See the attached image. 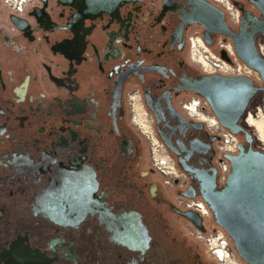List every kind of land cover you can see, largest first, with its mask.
<instances>
[{
    "label": "flooded vegetation",
    "instance_id": "obj_1",
    "mask_svg": "<svg viewBox=\"0 0 264 264\" xmlns=\"http://www.w3.org/2000/svg\"><path fill=\"white\" fill-rule=\"evenodd\" d=\"M207 1L236 32L264 19L252 0H231L237 22ZM195 11L192 0H36L16 12L0 0V264H221L186 204L202 198L196 174L217 181L221 138L186 106L207 114L192 85L213 74L193 33L213 50L232 39L212 33L209 45ZM146 117L182 178L155 165Z\"/></svg>",
    "mask_w": 264,
    "mask_h": 264
},
{
    "label": "water",
    "instance_id": "obj_2",
    "mask_svg": "<svg viewBox=\"0 0 264 264\" xmlns=\"http://www.w3.org/2000/svg\"><path fill=\"white\" fill-rule=\"evenodd\" d=\"M264 16V0H252ZM196 11L193 23L206 29L205 41L212 33L224 34L233 40L237 55L257 70L263 84L258 86L247 76H224L213 73L192 85L209 102L219 122L236 135H245L238 154H226L231 171L226 184L218 187L216 173L203 177L200 195L212 211L215 222L230 235L239 256L249 264H264V150L255 145V134L242 124L252 98L262 92L264 113V56L259 52L256 35H264V19L249 17V24L236 32L228 24L222 8L207 0H192ZM222 56L226 58L225 51ZM245 141L247 144H245ZM186 170H188L186 168ZM189 196H195L191 189ZM187 217L202 228V217L197 212Z\"/></svg>",
    "mask_w": 264,
    "mask_h": 264
},
{
    "label": "built area",
    "instance_id": "obj_3",
    "mask_svg": "<svg viewBox=\"0 0 264 264\" xmlns=\"http://www.w3.org/2000/svg\"><path fill=\"white\" fill-rule=\"evenodd\" d=\"M8 4L12 5L13 9L23 11L28 3H34L36 0H5ZM217 4L227 9L232 21H238L239 16L234 4L231 0H214ZM191 47L193 57L199 61L207 73H217L225 76H247L251 78L257 85H262V77L260 73L254 68L250 67L243 61L236 52L232 40L225 38L218 39V50L211 49L200 35L191 37ZM258 49L262 56H264V38L258 42ZM221 51H225L227 57L221 56ZM195 105V106H194ZM204 105L208 107L207 114L200 112V101L194 100L190 105H187L189 111L201 114L203 119L208 124L212 133L218 134L221 138L217 144L216 161L218 164L217 185L223 187L228 179L231 171V162L226 157V154H238L240 137L228 128L224 127L216 117L211 113L210 104L204 100ZM211 110V111H210ZM257 110H262V102L258 104ZM155 135H151V148L152 157L155 165L169 177V181L174 178H182L184 172L176 167L174 159L165 151L163 145L158 141ZM189 208L197 210L203 216L210 228V233L206 234L199 229H194L197 237L202 238L207 244L209 250L215 255L214 257L221 264H249L244 261L240 256H236V251L233 248V242L228 232L218 225L212 215L206 201L202 198H189L186 201Z\"/></svg>",
    "mask_w": 264,
    "mask_h": 264
},
{
    "label": "rangeland",
    "instance_id": "obj_4",
    "mask_svg": "<svg viewBox=\"0 0 264 264\" xmlns=\"http://www.w3.org/2000/svg\"><path fill=\"white\" fill-rule=\"evenodd\" d=\"M235 9H236V7H235ZM193 35L195 36L196 33H193ZM254 106L251 109V113H252V114H250L251 116H248V121L252 118L256 121V125L252 126L249 123H247V124L245 123V125L247 126V128H249L255 134V136H256V139H255L256 147H259L262 150H264V142H262L261 139L259 138L260 134L264 133V113H263V110H262V112H259L257 110V106H258L257 100H256ZM245 117H247V116H245ZM144 122H145V124H147V126L145 127L146 131L144 132V137H145L146 141L148 143H150V138H148V136L154 135V131L152 130L151 125L149 124L150 123L149 117H146Z\"/></svg>",
    "mask_w": 264,
    "mask_h": 264
},
{
    "label": "bare ground",
    "instance_id": "obj_5",
    "mask_svg": "<svg viewBox=\"0 0 264 264\" xmlns=\"http://www.w3.org/2000/svg\"><path fill=\"white\" fill-rule=\"evenodd\" d=\"M195 106V105H194ZM259 112H262V110H258ZM191 113H194V111H191ZM197 115H198V113L197 112H195ZM249 116H251V115H249ZM254 122H255V124H256V121L254 120ZM263 128V127H262ZM261 135V137H262V140H263V142H264V133L263 134H260Z\"/></svg>",
    "mask_w": 264,
    "mask_h": 264
}]
</instances>
